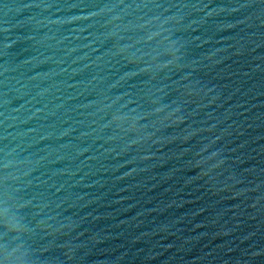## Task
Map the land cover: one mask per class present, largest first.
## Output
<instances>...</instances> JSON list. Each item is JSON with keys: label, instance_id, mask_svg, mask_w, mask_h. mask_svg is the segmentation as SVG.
Listing matches in <instances>:
<instances>
[{"label": "water", "instance_id": "1", "mask_svg": "<svg viewBox=\"0 0 264 264\" xmlns=\"http://www.w3.org/2000/svg\"><path fill=\"white\" fill-rule=\"evenodd\" d=\"M0 264H264V0H0Z\"/></svg>", "mask_w": 264, "mask_h": 264}]
</instances>
